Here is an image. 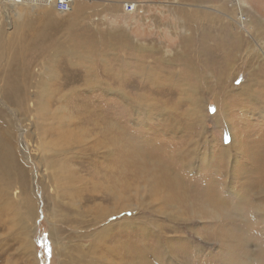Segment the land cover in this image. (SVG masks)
<instances>
[{"label":"rangeland","instance_id":"rangeland-1","mask_svg":"<svg viewBox=\"0 0 264 264\" xmlns=\"http://www.w3.org/2000/svg\"><path fill=\"white\" fill-rule=\"evenodd\" d=\"M261 50L264 0H0V264H264Z\"/></svg>","mask_w":264,"mask_h":264},{"label":"bare ground","instance_id":"bare-ground-1","mask_svg":"<svg viewBox=\"0 0 264 264\" xmlns=\"http://www.w3.org/2000/svg\"><path fill=\"white\" fill-rule=\"evenodd\" d=\"M34 6V5H33ZM39 6H41V5H39ZM10 7V6H9ZM17 7V6H16ZM16 7L15 6H12V8L13 9H16ZM36 7V6H35ZM9 22V21H8ZM238 22V21H237ZM239 24H241L240 22H238ZM242 25V24H241ZM241 27H243V26H241ZM108 43V42H107ZM60 47V46H59ZM261 53L264 55V50H261ZM50 58V57H49ZM52 58V57H51ZM47 60V59H46ZM51 60H53L52 62H54V64H55V61H54V59H51ZM51 60H49V61H51ZM49 63V62H48ZM52 65V64H51ZM47 68V67H46ZM49 68H51V67H49ZM56 70V69H55ZM121 71V70H120ZM124 73V72H123ZM54 74V72H53V70H49V72H48V77H51V76H55V75H53ZM57 74V73H56ZM125 75V74H124ZM87 77V76H86ZM88 78V77H87ZM43 89H44V91H46V89L47 88H42V93H43ZM41 93V94H42ZM256 94V93H255ZM249 95V94H248ZM252 96V95H251ZM254 96H256V95H254ZM38 97V100L39 101H44V99L46 98V95H44L42 98H41V96H37ZM240 97V96H239ZM252 100V102H253V104L255 103V100H253V98L251 99ZM256 100H257V97H256ZM47 103V102H46ZM260 103V102H259ZM231 104V103H230ZM248 104V103H247ZM227 105V104H226ZM249 106V105H248ZM253 106H255V105H253ZM220 107V106H219ZM218 106H217V109H216V111H218V108H219ZM228 108V107H227ZM230 108V107H229ZM253 108H255V107H253ZM256 109V108H255ZM223 111V110H222ZM59 117V116H58ZM58 119V118H57ZM230 121V120H229ZM69 131V130H68ZM72 132V131H71ZM56 133V132H55ZM41 135V134H40ZM57 135V134H56ZM5 136V135H4ZM58 138L57 139H61L62 141H64V142H62V143H64L63 145H65L66 146V144H67V142H70V140H69V138H71L72 136L70 135V134H67V132L66 131H64V132H62V133H59V136H57ZM66 139H68L69 141H67ZM1 140V139H0ZM11 140V139H10ZM8 141H9V139H8ZM71 141H72V139H71ZM1 142V141H0ZM4 144H6V146H7V143H4ZM3 144V145H4ZM9 144V143H8ZM12 145V144H11ZM5 146V147H6ZM9 146V145H8ZM13 146V145H12ZM11 146V147H12ZM4 147V148H5ZM1 148H3V147H1ZM3 148V149H4ZM6 148H8V147H6ZM15 149V148H14ZM262 149V148H261ZM9 150V149H8ZM12 150H13V148H12ZM3 151V150H2ZM5 151V150H4ZM1 152V151H0ZM13 155V154H12ZM15 155V154H14ZM260 156H262V155H260ZM17 157V156H16ZM4 160H5V163H4V165H2V168H3V175L4 174H6V173H8V175H4V177H5V180L7 181L8 180V176H9V174L11 173V169H12V157L10 156V153H9V151H6L5 152V154L3 153V157H2ZM258 158V157H257ZM17 159V158H16ZM11 160V161H10ZM262 160H263V157H262ZM4 162V161H3ZM8 166H9V168H8ZM22 166V165H21ZM20 166V167H21ZM218 193V192H217ZM28 199V198H27ZM26 200V199H25ZM30 200V199H29ZM32 202V201H31ZM31 204L29 203V208H31L32 209V207L30 206ZM26 207H27V205H26ZM25 207V208H26ZM28 208V207H27ZM26 208V210H28ZM239 209H241L240 211H239V213H237V210H239ZM243 209L244 208H238L237 210L235 209V211H234V214H236V217L238 216V217H242V218H244V215L247 213V211H245L244 210V212H243ZM25 210V209H24ZM33 211L34 210H31V215H33ZM29 214V213H28ZM244 219H246V217L244 218ZM248 220H249V217L247 218ZM243 220V219H242ZM237 225H241L240 223L239 224H237ZM240 228V227H239ZM239 228H237V229H239ZM237 229H236V231H237ZM51 234L53 235V231H51ZM51 237V236H50ZM236 239H237V241H238V237H236ZM241 241H242V239H241ZM241 241L238 243V246L237 247H239V248H242L243 246H245L246 244H245V242L241 245ZM28 247V246H27ZM236 246L234 247V261L236 260V257H237V255L239 256V257H242L241 255H240V253H239V249L237 248ZM243 250V252H244V254L246 255V258L248 259V260H251V262H252V260H254V257H252V255L254 256V253H255V251L254 252H249V250H247V249H245L244 250V248L242 249ZM246 252V253H245ZM262 252H263V250H262ZM259 253V252H258ZM263 255V254H262ZM246 259V260H247ZM241 262H242V259L240 260Z\"/></svg>","mask_w":264,"mask_h":264},{"label":"built area","instance_id":"built-area-1","mask_svg":"<svg viewBox=\"0 0 264 264\" xmlns=\"http://www.w3.org/2000/svg\"><path fill=\"white\" fill-rule=\"evenodd\" d=\"M4 4L9 6H49L53 10L60 13H67L72 10L74 0H1ZM135 9L134 2H125L123 4V10L126 12H132Z\"/></svg>","mask_w":264,"mask_h":264}]
</instances>
